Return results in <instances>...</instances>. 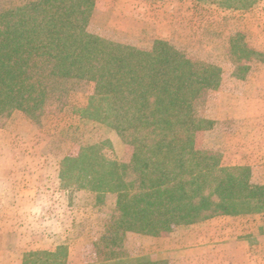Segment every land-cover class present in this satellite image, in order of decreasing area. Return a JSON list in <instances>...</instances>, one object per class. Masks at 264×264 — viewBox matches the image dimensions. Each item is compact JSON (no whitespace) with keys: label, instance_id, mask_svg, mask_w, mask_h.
<instances>
[{"label":"trees","instance_id":"obj_1","mask_svg":"<svg viewBox=\"0 0 264 264\" xmlns=\"http://www.w3.org/2000/svg\"><path fill=\"white\" fill-rule=\"evenodd\" d=\"M255 1L218 3L246 9ZM92 9L93 0H40L0 13V117L38 118L63 80L96 84L79 115L113 129L132 148L130 160H109L91 146L65 157L59 177L75 180L66 188L116 195L111 245L127 232L158 237L215 217L264 213V184L253 183L247 167L223 166L217 153L196 147V133L211 122L194 114L193 101L217 87L219 70L166 42L144 52L91 35ZM241 41L232 44L238 61L263 59Z\"/></svg>","mask_w":264,"mask_h":264},{"label":"rangeland","instance_id":"obj_2","mask_svg":"<svg viewBox=\"0 0 264 264\" xmlns=\"http://www.w3.org/2000/svg\"><path fill=\"white\" fill-rule=\"evenodd\" d=\"M38 1L0 0V13ZM255 20L264 24V0L246 9H225L218 0H93L86 31L144 52H151L156 42H166L200 66L219 70L217 87L203 89L193 101L194 114L211 122L207 130L196 133L195 142L199 150L217 153L223 166H236L222 151L226 137H231V144L236 139L233 126L211 118L229 110L236 114L234 105L229 108L237 100L236 78L245 74L246 79L251 71L249 76L264 82V41H251L254 34L264 37V27L253 28ZM241 38L263 59L238 61L232 44ZM55 87L38 118L20 111L0 117V192L5 188L0 193V264L178 262L181 241L171 235L176 227L158 237L127 232L120 243L111 245L116 195L63 187L75 182L59 177L65 157L97 145L107 159L128 163L132 148L106 124L79 115L96 93L94 82L66 79ZM250 174L259 184L251 170ZM256 215L236 216L243 219L235 224L263 243L264 218ZM183 226L190 225L177 227Z\"/></svg>","mask_w":264,"mask_h":264},{"label":"crops","instance_id":"obj_3","mask_svg":"<svg viewBox=\"0 0 264 264\" xmlns=\"http://www.w3.org/2000/svg\"><path fill=\"white\" fill-rule=\"evenodd\" d=\"M261 23L255 20L251 26L262 28L264 24ZM255 36L251 37V41H264V37ZM249 74L246 79L245 74L236 78L237 100L236 103H229V108L233 105L236 107V114L229 110L227 114L211 119L233 126L236 139L232 138L234 142L231 144L229 136L226 137L228 144L222 143L226 160L231 165L249 167L258 183L264 184V82H258L256 75L254 77V74ZM16 186L21 187L20 184ZM1 189L0 193L5 192L4 187ZM256 216L264 218V213ZM242 219L224 216L195 225L176 227L171 235L180 239L181 244L176 250L180 259L174 264H264V242H255L249 234H243L236 227V221Z\"/></svg>","mask_w":264,"mask_h":264}]
</instances>
